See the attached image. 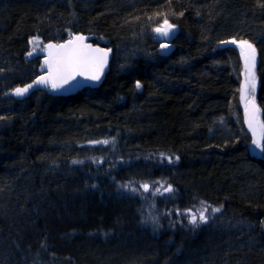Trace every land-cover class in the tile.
<instances>
[{
  "label": "trees",
  "instance_id": "1",
  "mask_svg": "<svg viewBox=\"0 0 264 264\" xmlns=\"http://www.w3.org/2000/svg\"><path fill=\"white\" fill-rule=\"evenodd\" d=\"M78 34L112 50L98 89L6 97L33 39ZM231 41L256 53L260 157ZM0 264H264V0H0Z\"/></svg>",
  "mask_w": 264,
  "mask_h": 264
},
{
  "label": "water",
  "instance_id": "2",
  "mask_svg": "<svg viewBox=\"0 0 264 264\" xmlns=\"http://www.w3.org/2000/svg\"><path fill=\"white\" fill-rule=\"evenodd\" d=\"M90 39L89 35L78 34L64 43L50 42L43 48L31 50L26 60H38L37 77L7 93L6 97L23 101L36 91L52 97H68L85 89H98L109 71L112 50L94 45ZM156 42L162 53L172 51L168 29L157 33ZM243 114L250 141L261 147L263 133L259 127L257 103L251 99L246 101Z\"/></svg>",
  "mask_w": 264,
  "mask_h": 264
},
{
  "label": "rangeland",
  "instance_id": "3",
  "mask_svg": "<svg viewBox=\"0 0 264 264\" xmlns=\"http://www.w3.org/2000/svg\"><path fill=\"white\" fill-rule=\"evenodd\" d=\"M166 29L170 32V38L176 34V28L168 22L161 24L159 28L155 30V34L157 35V33L163 32ZM32 43L35 50L40 48L39 40L33 39ZM226 45L234 47L240 55L242 63L240 94L243 104L249 99L256 101L258 92V79L255 71L257 57L253 47L243 41H231ZM259 127L263 133V127L260 122ZM248 150L253 157H260L262 154V148L257 147L253 142L249 143Z\"/></svg>",
  "mask_w": 264,
  "mask_h": 264
},
{
  "label": "bare ground",
  "instance_id": "4",
  "mask_svg": "<svg viewBox=\"0 0 264 264\" xmlns=\"http://www.w3.org/2000/svg\"><path fill=\"white\" fill-rule=\"evenodd\" d=\"M10 98V97H9Z\"/></svg>",
  "mask_w": 264,
  "mask_h": 264
}]
</instances>
